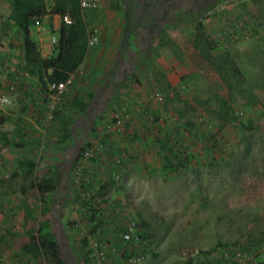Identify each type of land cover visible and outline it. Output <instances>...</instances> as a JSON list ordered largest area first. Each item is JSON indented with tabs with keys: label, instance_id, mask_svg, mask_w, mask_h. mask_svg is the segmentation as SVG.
<instances>
[{
	"label": "rangeland",
	"instance_id": "1",
	"mask_svg": "<svg viewBox=\"0 0 264 264\" xmlns=\"http://www.w3.org/2000/svg\"><path fill=\"white\" fill-rule=\"evenodd\" d=\"M114 6L123 13L122 34L125 26L129 33L120 65L127 79L107 78L106 71L97 81L78 80L77 90L72 84L49 113L46 90L36 75H24L20 54L13 55L12 67H0L15 77L8 83L14 81L12 91L0 83L9 100L0 110V264H36L22 251L35 228L53 233L58 264H87L90 238L117 237L129 223L147 239L140 248L128 244L119 264H264V0H224L196 22L211 42L214 31L238 21L252 35L225 46L212 42L210 58L192 75L184 72L191 64L169 35L194 49L198 30L178 24L193 0L106 5ZM6 9L0 3V27ZM99 10L84 14L95 20ZM172 24L177 30L168 29ZM162 65L178 68L172 88L159 74L150 83ZM22 77L39 91L26 96L17 88ZM64 128L68 137L60 142ZM25 160L36 165L35 175L47 172L56 183L42 200L33 174L20 166ZM234 247L246 248L250 260L222 263L219 253ZM141 249L149 258L130 261Z\"/></svg>",
	"mask_w": 264,
	"mask_h": 264
},
{
	"label": "trees",
	"instance_id": "2",
	"mask_svg": "<svg viewBox=\"0 0 264 264\" xmlns=\"http://www.w3.org/2000/svg\"><path fill=\"white\" fill-rule=\"evenodd\" d=\"M50 1L51 7L47 9L45 0H0V3L5 2L9 9V14L5 22L7 24L11 22L18 29L21 36L20 49L23 72L28 75H36L44 91L47 88V84L66 80L71 73L80 67L88 51L87 38L91 32V29H89V19L92 18V13L88 14L86 18L84 11L79 9L77 0ZM222 1L224 0H193L192 9L185 10L178 19V24L179 22H185L189 26L194 24V27L198 20H203L206 14ZM250 2L256 5L261 4V0H250ZM180 7L182 8L183 5ZM114 8L118 7L114 6ZM53 15L58 16L60 19L67 16L70 23L64 24L60 22L58 29L55 31L56 45L51 55L44 58L41 56L37 44L31 40L29 28L34 25L35 20L40 21L45 16L49 17ZM168 29L177 30V26L172 24L168 26ZM195 29L198 32L192 40L193 47L199 53L202 61H207L210 58L214 45L200 26H195ZM127 32L128 29L125 26L120 41L121 48L118 51L119 54L123 53L125 49H122V47L126 44L129 35ZM159 32L164 35L163 30H159ZM142 60H144L143 57ZM124 72L121 69V73ZM85 107L86 105H80L78 109L79 111H83ZM223 114L226 115L227 113L224 112ZM63 130L64 133L60 137V142H64L68 137L69 131L66 128ZM165 151L169 152L168 149H165ZM83 153V149H80L75 160H79ZM164 162L168 172L172 173L175 171L176 168L168 159L165 158ZM23 165L26 167L24 172L33 174L32 186L40 200L55 191L56 183L50 174L46 172L38 176L35 175L36 165L30 160H25L23 164H20V166ZM136 235L139 240L135 247L140 248L142 247L143 241L147 239V235L141 230H137ZM141 250L145 252L143 249ZM141 250L133 255L142 256L140 253ZM240 250L243 253H247L244 247ZM22 251L32 258L36 264H58L62 262L61 249L53 233H42L39 228H35L34 233L27 238L26 243L22 247ZM83 257L87 263L85 253ZM222 263H226V261Z\"/></svg>",
	"mask_w": 264,
	"mask_h": 264
},
{
	"label": "crops",
	"instance_id": "3",
	"mask_svg": "<svg viewBox=\"0 0 264 264\" xmlns=\"http://www.w3.org/2000/svg\"><path fill=\"white\" fill-rule=\"evenodd\" d=\"M8 14H9V9H6L5 18H7ZM97 16L98 17L95 20L89 19L90 25H96L95 31L97 36V42L94 46L88 49L86 57L84 58L80 67L78 68L80 75L74 79L72 85L73 89L77 88L78 80L85 81V80L96 79L97 81L98 79L102 78V75L104 76V72L106 71L108 72V75L106 76L107 78L111 77L121 80L128 78V76L126 75L127 73L126 72L121 73V69H120V65L123 64V62H125L124 61L126 58L125 50L127 44H125V46L122 47V49L125 48L123 53L121 54L118 53L119 49L121 48L120 41L123 35L122 34V26L124 22L123 13L119 8L111 9L104 6L103 8H101V10L97 11ZM40 23L43 26L44 30H40L32 26L29 28V36L31 40L37 44L41 56L46 58L50 56L53 51V47L48 43L47 35L50 34L55 36V31L58 29L60 24V18L55 15L49 17L45 16L40 20ZM0 36H1L0 43L2 44V46H0V67L3 68L7 65L12 67L13 55L20 54L21 56L20 33L18 29L12 25L11 22H9L8 24L2 23L0 27ZM169 38L172 41V43H174L175 46L178 47V50H180L181 54L184 55V58L186 59L185 62L188 63L187 64L188 67L190 66L189 63L191 64L190 66L191 69H189L188 71H184L186 72V74L191 73L192 75L196 70H198L199 67L203 66L204 63H206V61H202V59L198 57V55L196 54L190 43L186 42L183 38L173 33L169 35ZM162 66H163L162 71L160 70V73L155 71L156 73L153 75V78L152 76L147 77L146 74H144L145 76H142V78L148 79L150 81L152 78L153 80L150 83L152 85H155L154 82L158 79L157 75L159 74V76L162 79V82H164V84L169 88H172L173 86L177 85L178 81L174 74L175 72H178V68H173L172 70L168 68L166 65H162ZM11 75L12 74H7L5 76L0 73V83L2 85L8 86L9 85L8 83L12 77ZM136 77L139 79L138 76ZM28 78L33 79V76L27 75V79ZM24 79L26 78L24 77H22L21 79L19 78V80L17 81V88H19L20 90L21 89L25 90L26 96H31L35 90L39 91V88H34L31 84H27V85L22 84L21 82ZM69 92L70 90L68 91V93ZM40 94L42 95V93ZM28 100L30 101V106H33L34 108L37 106L36 101H32L30 98H28ZM41 102L39 101V104ZM0 122L4 123L5 121L4 119H0ZM102 235L100 234V236Z\"/></svg>",
	"mask_w": 264,
	"mask_h": 264
},
{
	"label": "built area",
	"instance_id": "4",
	"mask_svg": "<svg viewBox=\"0 0 264 264\" xmlns=\"http://www.w3.org/2000/svg\"><path fill=\"white\" fill-rule=\"evenodd\" d=\"M78 6L81 11L86 10H96L103 8L108 5L111 0H77ZM60 22L64 24H69L70 20L67 16H64L60 19ZM34 27L44 30L40 21H34ZM260 27H264L261 25ZM251 27L247 24L238 21L230 23L226 26H223L216 31H214L211 36L212 42L217 46H225L232 42H240V41H249L251 39ZM47 40L49 45L53 48L56 45V37L54 35H47ZM97 42V36L95 29H92L87 38V47L88 49L94 46ZM80 75L78 69H76L73 73H71L66 80L58 83H50L47 84L46 88V101H47V109L48 112L51 113L54 107L61 100L63 95L69 90L70 86L73 84L74 79ZM15 80V77H12ZM14 81L8 86H5V91L13 90ZM1 88L0 85V110H2L8 103V96L6 92ZM155 99L157 101L161 100L160 95H156ZM127 121V117H125L123 122ZM121 122L117 120L115 125L119 128ZM85 156L88 155L86 152ZM136 228L134 223H129L125 229H123L117 237H111L110 233H104L102 236L92 237L90 238L86 246L84 248V253L87 257V264H119L121 258L123 256V249L128 247V244H133L134 246L138 242V236L136 235ZM145 241H143V244ZM142 244V246H143ZM141 255H134L133 260L138 262L143 259L149 258V255L146 252L141 250ZM218 258L222 259V261L238 263L241 261L250 260L248 253L241 252L240 248L234 247L231 249H227L219 253Z\"/></svg>",
	"mask_w": 264,
	"mask_h": 264
}]
</instances>
